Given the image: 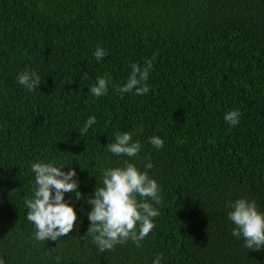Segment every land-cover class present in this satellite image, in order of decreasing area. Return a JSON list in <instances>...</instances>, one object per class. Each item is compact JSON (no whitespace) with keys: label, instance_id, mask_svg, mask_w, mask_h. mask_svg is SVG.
Returning a JSON list of instances; mask_svg holds the SVG:
<instances>
[{"label":"trees","instance_id":"16d2710c","mask_svg":"<svg viewBox=\"0 0 264 264\" xmlns=\"http://www.w3.org/2000/svg\"><path fill=\"white\" fill-rule=\"evenodd\" d=\"M106 55L97 61V46ZM151 64L146 95L118 93L131 64ZM35 71L29 92L17 81ZM88 85L109 78L108 93ZM239 110L230 127L224 115ZM90 116L96 123L79 130ZM129 132L139 157L106 145ZM159 136L157 149L149 137ZM129 160L160 187L155 227L101 253L86 234L87 198L102 171ZM33 162L76 171L84 198L65 193L77 224L34 239L25 200ZM264 212V0H0V259L4 264H264V249L231 235L237 198Z\"/></svg>","mask_w":264,"mask_h":264},{"label":"clouds","instance_id":"9594fccd","mask_svg":"<svg viewBox=\"0 0 264 264\" xmlns=\"http://www.w3.org/2000/svg\"><path fill=\"white\" fill-rule=\"evenodd\" d=\"M106 50L97 46L93 55L97 61L106 55ZM152 65L143 67L136 63L131 64V72L127 81L115 87L118 93H133L146 95L149 86L146 83ZM87 84L88 73H83ZM18 83L29 92L38 89L42 82L35 71H24L17 75ZM109 78L97 77L96 83L88 85L90 93L99 98L108 93ZM239 110L225 113L224 120L230 127L240 122ZM96 123L95 116H90L79 130V135H86L89 127ZM149 143L160 149L164 141L159 136L149 137ZM108 152L116 156L129 158L139 157L142 145L133 141V134L129 132L116 133L114 140L107 145ZM153 164H145L141 171L129 160L123 161V166L109 167L102 171V186H96L93 193L87 198L91 210L87 213L90 225L86 234L92 237V242L98 250H114L118 244L132 241L136 247L141 246L155 224L153 218L160 215L154 207L162 202L160 187L157 181L148 175V169ZM64 166L57 167L52 162H33L31 170L35 174V188L33 197L25 200L28 209L26 218L35 227L34 239L40 242L46 240L57 241L71 233L77 224V214L73 206L64 200L65 193H74L75 198H84L78 190L76 171L69 168L63 171ZM231 211L228 219L233 223L231 235L243 238L244 247L248 250L264 249V212L258 210L254 200L237 198L227 205ZM162 257L157 255L152 264H161ZM0 264L4 261L0 259Z\"/></svg>","mask_w":264,"mask_h":264}]
</instances>
